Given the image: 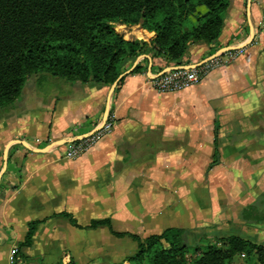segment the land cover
I'll return each mask as SVG.
<instances>
[{
  "label": "crops",
  "instance_id": "crops-1",
  "mask_svg": "<svg viewBox=\"0 0 264 264\" xmlns=\"http://www.w3.org/2000/svg\"><path fill=\"white\" fill-rule=\"evenodd\" d=\"M138 27L146 36H137L151 44L156 33ZM240 48L238 60L194 88L160 93L152 84L163 72ZM142 60L147 67L132 74ZM123 75L120 86L69 84L49 105L30 108L25 99L0 115V264H11L32 222L39 225L20 264H104L103 238L130 245L122 255L110 248L115 258L107 264H129L136 242L107 226L86 228L103 219L142 239L201 228L212 243L255 225L264 243V222L242 220L251 205L264 211V130L241 134L245 121L264 127V0H234L218 43L190 42L181 65L142 55ZM109 116L111 133L79 158H66L68 143L90 136ZM87 237L94 239L89 246Z\"/></svg>",
  "mask_w": 264,
  "mask_h": 264
},
{
  "label": "trees",
  "instance_id": "trees-1",
  "mask_svg": "<svg viewBox=\"0 0 264 264\" xmlns=\"http://www.w3.org/2000/svg\"><path fill=\"white\" fill-rule=\"evenodd\" d=\"M233 1L0 0V115L15 109L31 78L42 81L52 77L67 84L103 88L116 83L120 86L125 79L121 76L142 55L181 65L190 42L218 43ZM191 17H195L196 25ZM117 23L139 25L155 32L156 38L151 44L125 40L115 30ZM143 71L138 64L131 73ZM63 215L72 225L84 229L71 214ZM242 220L263 223L264 211L258 210V204L251 205L243 211ZM38 225L29 224L17 259L33 245ZM100 226H107L118 238L128 236L137 243V252L126 259L129 264H234L242 256L264 264V243L244 233L218 237V243H212L207 233L195 239L180 228L142 239L115 232L109 219L94 220L86 228ZM207 240L209 243L204 244Z\"/></svg>",
  "mask_w": 264,
  "mask_h": 264
},
{
  "label": "built area",
  "instance_id": "built-area-1",
  "mask_svg": "<svg viewBox=\"0 0 264 264\" xmlns=\"http://www.w3.org/2000/svg\"><path fill=\"white\" fill-rule=\"evenodd\" d=\"M244 51V48L231 50L217 54L198 65L181 66L163 72L153 77L152 84L160 93H176L189 90L200 85L211 72L227 67L238 60ZM113 124L114 122L111 116H109L103 125L97 128L90 136L68 143L64 151L66 158L77 159L94 148L104 136L111 133ZM17 253L18 249H14L11 252V264H20V261L17 259Z\"/></svg>",
  "mask_w": 264,
  "mask_h": 264
},
{
  "label": "rangeland",
  "instance_id": "rangeland-1",
  "mask_svg": "<svg viewBox=\"0 0 264 264\" xmlns=\"http://www.w3.org/2000/svg\"><path fill=\"white\" fill-rule=\"evenodd\" d=\"M206 9L203 8L202 12H205ZM191 22L193 25H196V19L195 17H191ZM139 25L137 26H129V25H124V24H115V30L123 35V37H126V39L128 41H134V40H139V41H143V39H140L137 36V31H139L141 33V30H139ZM137 33V34H136ZM142 35V33H141ZM143 38V36H142ZM142 66L145 68L147 67L148 63L145 60L141 61ZM69 84L58 80V79H54L52 77L49 78V80H42L39 81L37 78H31L29 79L27 85L25 86L21 97L16 101L15 104V108L18 106L19 101L27 99L28 100V106H30V108L32 107V105H30V103H35L38 106H46L49 105L52 102V98L55 97L57 94H64L65 92L67 93V91L69 90L68 86ZM72 87L75 86V84H70ZM79 85V84H78ZM69 93V92H68ZM51 99V100H50ZM50 100V101H49ZM49 101V102H47ZM255 112V111H254ZM248 116H251L250 112L249 114H247ZM13 118V117H11ZM261 123L264 124V122L262 121ZM254 123L250 122V121H245L242 124V128H241V134H253L254 136H258L262 133V131L264 130L263 126H257V125H253ZM258 226H247V229L245 232H243L244 234L248 235V231L250 234L249 236L251 237H256L258 238ZM206 234L205 231H203V229H197L194 228L192 229L191 232V237L195 238V236L197 237V235H203ZM191 238V239H192ZM196 239V238H195ZM96 240V239H95ZM259 240V239H258ZM94 239L92 238H88L87 237V244L89 246V243L93 242ZM208 241V240H207ZM204 241V244H208L209 241ZM260 241V240H259ZM261 242V241H260ZM101 247L103 250V254H104V258L106 259V261H104V264H107L108 261L112 258H115V256H111L112 258H110L109 251L110 248L111 249H115L118 253V255H122V254H126V253H130V245L127 242H119L117 245H110L106 239H102V243H101ZM194 250V247L191 246V251ZM107 258L109 259L107 261ZM234 264H255V258H249L246 256H242L239 257Z\"/></svg>",
  "mask_w": 264,
  "mask_h": 264
},
{
  "label": "water",
  "instance_id": "water-1",
  "mask_svg": "<svg viewBox=\"0 0 264 264\" xmlns=\"http://www.w3.org/2000/svg\"><path fill=\"white\" fill-rule=\"evenodd\" d=\"M124 75H122L121 77H123Z\"/></svg>",
  "mask_w": 264,
  "mask_h": 264
}]
</instances>
